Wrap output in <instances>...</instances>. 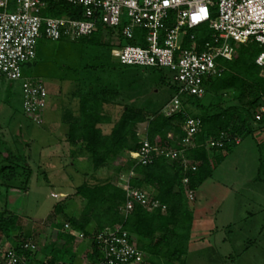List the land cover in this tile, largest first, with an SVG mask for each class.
<instances>
[{
    "label": "trees",
    "instance_id": "1",
    "mask_svg": "<svg viewBox=\"0 0 264 264\" xmlns=\"http://www.w3.org/2000/svg\"><path fill=\"white\" fill-rule=\"evenodd\" d=\"M10 3L12 5L14 0ZM46 3L43 17L82 18V9L78 6L62 0ZM134 32L135 38L126 40L120 28L109 29L97 24L95 32L89 36L54 41L48 52L37 45L36 77L72 84L74 89L70 96L77 101V109L75 113L64 109L61 123L67 127L66 142L75 150L72 155L84 156L93 172L107 169L117 158L128 157L129 152L137 151L141 138L150 144L183 149L180 140L185 115L201 121V129L193 138L194 148H187L183 154L184 158L194 162L196 171L184 172L177 161H168L164 157L153 158L147 165L127 160L133 172L129 186L142 190L151 200H157L165 211H147L135 204L126 218L118 211L125 201V193L111 182V178L93 183L83 181L74 187V195L83 202L79 216L69 217L55 205L53 212L63 222L54 224L55 240L45 247L44 262L32 263L30 258L34 251L21 248L26 238L20 235L19 217L1 202L10 189L26 192L32 169L24 155L10 152L4 155V145L0 142V236L18 255H23L28 264H73L77 258V254H72L75 233L88 239L85 259L96 264L101 255L95 234L117 225L129 234L131 242L143 252L149 264H185L194 216L182 180L187 177V188L197 191L213 177L215 167L239 145L235 144V138L240 142L247 137L254 140L258 154L256 181L264 183V114L258 122L254 120L255 114L264 107V72L261 73L255 64L260 48L256 44L239 46L233 60L219 61L223 72L220 77L205 83V99L183 96L184 113L166 118L161 110L177 89L166 78L164 69L123 66L110 56L115 42L118 47L143 46L140 39L143 32ZM194 36L201 44L208 40L209 31L201 27L194 31ZM139 71L148 76L136 78ZM226 93L232 94L231 101L222 104ZM109 106L121 107L116 120L105 112ZM141 124H145L142 135L137 131ZM256 124L258 128H254ZM103 125H111L106 134L100 127ZM221 134L226 136L221 148L207 146ZM58 240L63 243L61 248H56Z\"/></svg>",
    "mask_w": 264,
    "mask_h": 264
},
{
    "label": "built area",
    "instance_id": "2",
    "mask_svg": "<svg viewBox=\"0 0 264 264\" xmlns=\"http://www.w3.org/2000/svg\"><path fill=\"white\" fill-rule=\"evenodd\" d=\"M48 0H0V84L21 83L22 113L26 120L38 126L42 123L47 105V91L39 79L23 78L22 68L35 60L36 46L40 39L76 40L95 32L97 24L109 29L120 28L126 40L135 38V30L141 34V45L114 48L110 56L118 64L142 69L159 68L172 73L175 95L162 108L161 113L170 118L184 113L183 96L201 99L205 95V83L221 76L223 66L219 61H231L239 46L256 44L260 52L255 64L264 72V0H62L82 9V18H47L42 16ZM15 4V5H14ZM127 19L128 23L122 24ZM206 27L208 40L198 44L194 31ZM231 42V44L229 43ZM264 107L255 114L258 121ZM201 129L198 118L185 115L181 125L183 137L181 150L142 138L139 149L129 152L135 164L147 165L153 158L164 157L177 161L184 172L196 171L194 162L184 158L187 148H194L193 138ZM145 130V128H144ZM225 135L208 142L210 148H221ZM240 143L239 138L234 139ZM131 171L117 187L125 193V201L119 207L126 218L139 204L147 211H165L157 200H151L140 189L129 186ZM185 196L194 200V192L187 188L188 178L182 180ZM58 198V195H51ZM67 228V225H65ZM97 250L101 258L96 264H149L141 250L131 242L129 234L120 225L104 228L95 234ZM24 251H35L27 241L21 243ZM0 264H28L12 246L3 243L0 236Z\"/></svg>",
    "mask_w": 264,
    "mask_h": 264
},
{
    "label": "rangeland",
    "instance_id": "3",
    "mask_svg": "<svg viewBox=\"0 0 264 264\" xmlns=\"http://www.w3.org/2000/svg\"><path fill=\"white\" fill-rule=\"evenodd\" d=\"M12 9L13 4L9 11ZM50 16L44 17L52 18L54 15ZM125 23H128L127 19L122 22V24ZM38 43V47L45 49L46 52L52 49L55 44L54 41L44 38ZM229 43L231 44V42ZM32 64L30 68H22L23 78L39 79L47 91L46 108H48L43 114L40 125L32 124L23 116L20 82L13 83L11 87L4 86L0 89L2 96L9 97L7 98L8 102L12 104V107L5 106L3 110H0V142L4 145L2 152L4 155L7 152L24 155L32 169L26 192L10 193L8 190L1 202L2 206L4 205L8 211L17 215L20 221L25 222L27 226L29 224L26 221H30L34 225L35 240H32L31 244L35 247V251H39L42 250L46 242L55 240L53 229L49 227V223L55 215L53 210L56 204L67 216H79L83 202L74 195V187L83 181L93 183L95 180L107 178H111V182L117 186L127 179L132 169L128 165L129 157H121L117 158L107 169L93 172L90 163L84 156L72 155V151L75 150L66 142V132L58 126L64 109H77V101L70 96L74 88L70 82L36 77L34 61ZM164 74L168 80H172V73L164 70ZM147 76V73L139 71L136 78L145 79ZM5 88H7L6 92H4ZM231 98L232 94L226 93L221 103H227L231 101ZM120 108L119 106H109L105 112L111 114L113 118ZM100 127L106 134L111 125ZM144 128L145 124L138 126L137 131L140 135L143 134ZM254 128H258V125H254ZM236 148L234 153L215 167L213 177L197 189L196 201L188 203L190 208L197 205L198 202H203V199H206V194L207 198L211 197L208 196L210 190L223 187L238 190L257 186L264 192V183L252 182L258 167V154L254 140L247 137ZM84 174L89 176L85 177ZM58 193L63 194L58 196V200L51 198V194ZM1 196H4L3 193ZM250 197L253 196L245 193L236 195L235 198L233 194L220 196L221 203L218 208L220 213L218 222L215 224L217 230L215 228L212 232L199 231L201 232L200 243L196 242L197 244L191 245L188 249L185 264H230L232 261L230 256L236 260L239 259L238 256H242L243 259L236 261V264H264V194L255 196L258 201L254 203ZM257 202L262 206L256 205ZM218 210L210 209L207 218L214 217ZM202 214L204 213L195 215L196 221L204 219ZM56 218L59 222H63L59 215ZM201 235L204 237L202 238ZM75 239L73 247L78 259L74 264H79V260L80 264H84L86 259L81 256L85 255L88 249V239L84 238L81 233H75ZM192 239L194 240L193 236ZM55 245L61 246V242L58 240ZM233 262L235 261L233 260Z\"/></svg>",
    "mask_w": 264,
    "mask_h": 264
},
{
    "label": "crops",
    "instance_id": "4",
    "mask_svg": "<svg viewBox=\"0 0 264 264\" xmlns=\"http://www.w3.org/2000/svg\"><path fill=\"white\" fill-rule=\"evenodd\" d=\"M4 86L11 87L12 85H9V84H6V83H2V84H0V89L4 88ZM6 89L7 88H5L4 92L7 91ZM7 98H9V97H7L6 95L2 96V93L0 91V110H3L5 106L12 107V104L10 102H8ZM47 108L45 109L44 113H46ZM75 112H76V110H73V113H75ZM119 114H120V110H119V112H117L115 114V116L113 118L111 117V114H109V115L112 118V120H116L118 118ZM58 127H61V129H63L66 132L67 127L64 124H62L61 121H60V124H59ZM105 127H106V125H105ZM241 142L239 143L237 148L241 145ZM252 182L260 183V182L256 181V176L253 178ZM9 192L10 193H16V192L20 193L17 190H9ZM242 193H245V194H247L249 196H253V197H250V198H252V202L253 203L258 201L255 198V196H259V195L264 194V192H262V190L259 187H257V186H255L253 188L252 187L251 188H243V189H238V190H236V189L233 190V189H228V188L223 187V188H219L217 190H210V192H208V196L210 195L211 197L207 198V194H206V199H203V202H198L197 205H194V207H192V208H190V206H189V209L192 211L193 216H194V221H193V225H192V229H191V244H190V247H191V245L197 244L196 242L200 243V240H201L200 234H201V232H199V231L205 230V232H206L208 230V232H212L215 228L217 230V227H215L216 226L215 224H217V222H218V216H219V213H220L219 210H218V208L220 206V203H221L219 201L220 200V196H227V195L233 194L234 198H235L236 195H240ZM195 194H196V191L194 192L193 203L196 201ZM51 195L61 196L63 194H59L58 193V194H51ZM51 198H53V197L51 196ZM53 199L58 200L59 198H53ZM224 199H226V198H224ZM221 201H223L222 198H221ZM56 205H58V204H56ZM256 205L262 206L259 202H257ZM214 208H216L218 210V212H216V215L214 217H212L211 219L207 218V214L209 213L210 209L214 210ZM201 213H204V214H202L204 216V219L200 220L198 222V221H196L195 215L197 216V214H201ZM56 217H57V215H54V217L51 218V221L49 223V227L53 229L52 231L54 232V236H55V233H56V230L54 229V224L59 222ZM18 222H19L20 227H21L20 235L25 237L27 242L32 243V240H35V238L33 236V230L35 229L34 225H32V223L30 221L29 222L26 221V223L29 224L27 226L25 224V222H22V220L20 221V219H19ZM195 232H197V233H195ZM192 236L194 237V240L192 239ZM201 236H202V238L204 237V235H201ZM2 240H3V238H2ZM50 242L51 241H49L48 243H50ZM60 242H61V246H56V248H61L62 247L63 243H62V241H60ZM3 243H7L8 245H10V243L8 241H5V240H3ZM48 243L47 242L45 243V245L43 246L42 250H39V251L36 250V251H34L33 254H31V258L30 259H31L32 263L33 262H37V263L44 262V260L46 258V255H47V252L45 251L46 250L45 247L48 245ZM261 252H262V250H261ZM72 254H76V250L74 249V247H73V250H72ZM81 258L84 259L85 255L81 256ZM185 258H187V256ZM230 258H232V261L230 262V264H236V261H240L241 259H243L242 256H238V258H239L238 260H236L235 258H233L231 256H230ZM77 259H78V257L75 259V262H76ZM233 260L235 262H233ZM243 262H245V261H243ZM80 263H81V261L79 260V264ZM82 263H83V261H82ZM84 264H90V263H88V261L86 260V262H84Z\"/></svg>",
    "mask_w": 264,
    "mask_h": 264
},
{
    "label": "water",
    "instance_id": "5",
    "mask_svg": "<svg viewBox=\"0 0 264 264\" xmlns=\"http://www.w3.org/2000/svg\"><path fill=\"white\" fill-rule=\"evenodd\" d=\"M25 67L29 68V67H31V64L27 63V64H25Z\"/></svg>",
    "mask_w": 264,
    "mask_h": 264
}]
</instances>
